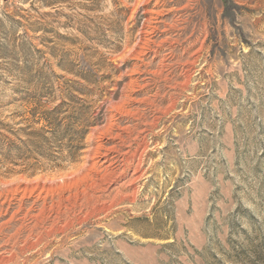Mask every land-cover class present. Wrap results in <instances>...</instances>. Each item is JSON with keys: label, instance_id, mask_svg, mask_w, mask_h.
I'll list each match as a JSON object with an SVG mask.
<instances>
[{"label": "rangeland", "instance_id": "1", "mask_svg": "<svg viewBox=\"0 0 264 264\" xmlns=\"http://www.w3.org/2000/svg\"><path fill=\"white\" fill-rule=\"evenodd\" d=\"M0 264H264V0H0Z\"/></svg>", "mask_w": 264, "mask_h": 264}]
</instances>
